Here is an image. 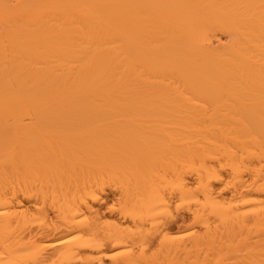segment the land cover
<instances>
[{
    "label": "bare ground",
    "instance_id": "1",
    "mask_svg": "<svg viewBox=\"0 0 264 264\" xmlns=\"http://www.w3.org/2000/svg\"><path fill=\"white\" fill-rule=\"evenodd\" d=\"M0 264H264V0H0Z\"/></svg>",
    "mask_w": 264,
    "mask_h": 264
}]
</instances>
